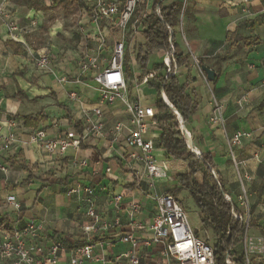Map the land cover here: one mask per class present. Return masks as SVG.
<instances>
[{
  "label": "crops",
  "instance_id": "crops-1",
  "mask_svg": "<svg viewBox=\"0 0 264 264\" xmlns=\"http://www.w3.org/2000/svg\"><path fill=\"white\" fill-rule=\"evenodd\" d=\"M83 1L85 8L74 14L60 6L50 9L51 0H42L41 8L0 0L4 14L23 30L15 33L17 41H12L15 49L11 50L5 46V42L11 41L6 36V19L0 16L1 136L9 133L6 121L15 122L11 130L14 141L7 149H2L0 138V227L11 233L29 222L43 223L47 237L65 247V255L58 264H67L74 248L89 243L94 245L93 254L102 253L108 264H126L124 260L116 262L115 258L128 249L118 242L120 234L129 232L128 205L134 201L140 206L135 220L142 230L136 228L134 236H148L146 228L154 213L155 196L170 194L178 186L174 176L188 169L187 163L165 155L157 144L159 130L152 127L146 137L153 143L155 159L166 166L167 178L157 181L153 191L147 190L142 165L127 158L133 152L125 143L132 129L129 114L118 101L102 103L93 80L109 66L120 34L101 23L100 37L99 29L89 18L92 1ZM146 1L149 10L152 0ZM177 1L182 2L167 0L164 6ZM241 7L240 0H187L180 35L177 30L174 36L190 57L188 64L174 75L186 84L187 93L193 94L198 106L184 124L193 152L211 157L225 191L230 187L226 194L235 205L240 194L238 184L242 182L254 207V200L264 203V194L260 199L256 197L264 176V0L246 4V14ZM55 10L65 13L66 18L54 15ZM31 21L35 22L34 27H30ZM123 41L131 72V77L125 78L126 84H130L128 96L155 111L156 93L141 84V69L135 58L139 51L141 55L147 54L150 68L164 64L169 57L162 51L147 50L141 27L137 34L125 32ZM40 55L49 57L50 71L36 66L34 58ZM93 58L95 68L82 73L81 64ZM194 59L214 73L213 82L203 80L202 65L198 61L195 65ZM149 72L155 74L153 70ZM19 92L24 99L12 98ZM212 99L221 107L223 128L209 122ZM94 110H99L101 116H95ZM25 117L36 119V127L25 124ZM98 122L102 124L101 136L91 135L79 148L63 154H50L42 144L29 139L34 132H43L46 139H52L75 132L76 125L84 130L90 123ZM117 124L122 125L119 133L114 132ZM237 134L244 135L239 143H229ZM114 136L117 140L111 142ZM194 178L201 183V174ZM78 185L92 190L91 200L99 219L107 223L118 220L119 227L102 235L83 233V226L92 220L87 216L88 196L82 191L71 193ZM116 196L121 197L118 211L112 202ZM175 198L179 202L178 196ZM9 200L19 203L20 209L11 206ZM260 203L254 212L258 217ZM263 225L260 217L257 227Z\"/></svg>",
  "mask_w": 264,
  "mask_h": 264
},
{
  "label": "built area",
  "instance_id": "built-area-1",
  "mask_svg": "<svg viewBox=\"0 0 264 264\" xmlns=\"http://www.w3.org/2000/svg\"><path fill=\"white\" fill-rule=\"evenodd\" d=\"M89 6V18L91 23L98 30L100 24L104 23L110 28L115 29L120 34V40L114 44L113 55L109 66L101 73L94 77V82L97 85V91L102 103L113 104L120 102L130 117V125L132 129L128 131L125 137V143L133 152L128 154V159L139 162L147 178V190H154L155 183L167 178V168L155 159L154 146L150 139H147L149 130L156 126L153 118L155 111L151 107L141 106L137 101L129 98L125 77L123 74L122 59L124 55V34L128 30L132 34L139 33L141 17L148 13L146 0H91ZM243 7L241 11L247 13L246 4L252 0H240ZM187 0H182V11L179 17V26L182 22V13ZM144 6V10L140 7ZM0 16L6 19V36L11 41H17L15 33L23 31L15 21L8 18L4 14L0 6ZM35 22H30V27H34ZM100 35V29L98 31ZM195 65L197 61L193 60ZM36 66L51 70L50 60L47 55H40L34 58ZM169 68L170 59L164 63ZM96 58L82 63L80 71L86 72L90 68H95ZM169 72V70H167ZM201 72V71H200ZM203 80L207 83L206 76L202 73ZM155 74L149 72L141 79V84H146L149 78ZM61 81H65L61 79ZM163 101L167 104L166 99ZM213 111L209 118V122L223 128L224 123L221 115L220 105L212 99ZM94 115L101 116L99 110H94ZM178 118L179 128L181 133L190 139V135L186 130H183ZM9 133L6 136H1L3 140L2 149H7L9 144L14 141V136L11 132L15 126L13 119L6 121ZM122 130V125L117 124L114 127V132L119 133ZM101 136L102 124L90 123L81 133L67 132L59 134L55 138L46 139L43 132H34L29 139L33 143L42 144L46 151L50 154H63L68 149L79 148L82 141L89 136ZM244 135L237 134L229 142L232 144L239 143V139ZM117 138L114 136L111 142H115ZM187 143V141H186ZM188 146V145H187ZM199 155L197 152H194ZM1 170L6 172L5 169ZM240 194L236 208L242 211L240 215H233L234 219H240L243 222L244 228L239 235V244L237 249L230 250L225 258V264H239L237 254H239L241 264H264V225L257 227L251 222L252 205L250 198L246 192V188L240 182ZM82 191L88 199L87 216L92 220L91 224L83 226L82 231L85 235L99 234L102 235L106 231L119 227V221L107 223L99 219V215L93 207L91 197L93 192L90 188L84 186H76L71 190L72 194ZM230 200L228 197H226ZM120 196L112 199L114 208L120 210ZM15 209H20V204L9 200L8 202ZM140 206L132 201L128 205L126 214L128 216L129 232L122 233L118 237V242L128 246V249L115 258L116 262L124 260L126 264H215L213 248L204 240L198 238L195 232L190 228L186 213L182 205L177 199L170 195L164 194L155 196V209L150 218V223L146 228L148 236L142 239H137L134 236L137 226L135 215L139 212ZM260 217L264 220V203L259 205ZM145 233V231H144ZM94 245L89 243L86 245L74 248L68 258L67 264H108V260L101 254H93ZM152 251H148L151 250ZM65 247L62 242L50 239L45 234V226L43 223L29 222L24 227L18 230H12L11 233L3 230L0 227V264H58L60 259L65 255Z\"/></svg>",
  "mask_w": 264,
  "mask_h": 264
},
{
  "label": "trees",
  "instance_id": "trees-1",
  "mask_svg": "<svg viewBox=\"0 0 264 264\" xmlns=\"http://www.w3.org/2000/svg\"><path fill=\"white\" fill-rule=\"evenodd\" d=\"M42 0H12L16 5H25L28 7H43ZM167 0H152L148 13L141 17L142 36L145 40V46L148 51L158 50L166 53L170 59L169 68L161 63L147 67V54L141 55L139 51L135 61L141 69L139 79L153 70L155 75L147 80V88L153 89L156 93L154 108L156 115L153 120L159 130L157 137L158 146L164 150L165 155L173 160H179L187 163L188 172L176 174L174 179L178 186L169 191L171 195L177 197L179 192L185 190L193 200L198 209L200 223L206 229H209L214 236L213 248L215 264H225V258L230 250L237 249L239 244V235L243 231L244 225L240 219H234L233 215H240L242 211L236 208L234 202L228 200L222 179L215 172L212 159L208 154L196 155L186 144L185 136L179 128L178 118H181L183 125L197 111V103L193 94L187 93L186 84H181L174 75L177 69L185 67L189 62V53H184L175 40L174 34L179 25V17L182 11V2L177 1L164 6ZM61 7L63 10H70L71 13H77L85 8L83 0H51L50 9ZM144 6L140 10H144ZM185 8L183 9V13ZM264 18V14H263ZM5 46L11 50L15 49L12 41L5 42ZM199 66L202 61L197 60ZM129 55L124 53L122 59L123 72L125 78L131 77L129 70ZM169 70V72L167 71ZM127 85V91L130 90V84ZM167 100V104L163 101ZM12 98L24 99L22 93L13 95ZM25 124L36 127L37 120L31 117H25ZM75 132L81 133L79 125L74 127ZM25 169L24 166H21ZM201 174L202 181L197 183L194 176ZM264 194V176L259 184L256 197L261 198ZM195 235L200 237L196 232ZM238 263L240 256L237 254Z\"/></svg>",
  "mask_w": 264,
  "mask_h": 264
},
{
  "label": "rangeland",
  "instance_id": "rangeland-1",
  "mask_svg": "<svg viewBox=\"0 0 264 264\" xmlns=\"http://www.w3.org/2000/svg\"><path fill=\"white\" fill-rule=\"evenodd\" d=\"M53 14L54 15L58 14L59 16L64 17L65 13H63L60 10H58V11L55 10ZM66 16L70 17L73 15L68 14ZM64 18H66V17H64ZM73 18H76V17L73 16ZM179 27L180 26L178 25L177 30H178V34L180 35ZM150 59H151V57H150ZM240 187H241L240 184H238L239 190H240ZM229 189H230V187L227 188L228 191H229ZM227 190H226V192H227ZM246 192L249 196V190L247 188H246ZM178 198H179V203L184 208V211L186 213L187 221H188L190 228L194 232H196L200 237H202L206 243L213 244L214 236L212 235V233L209 229H206L200 223L198 209L196 208V206H195L193 200L191 199V197L189 196L188 192L185 190L180 191L178 194ZM233 201H236L235 196H233ZM237 202H238V199H237ZM260 202L261 201L254 200V207H252V209H251L252 216H251V222L250 223L254 226H259V224H260V217H258L257 215L254 214V212L257 209V205Z\"/></svg>",
  "mask_w": 264,
  "mask_h": 264
},
{
  "label": "water",
  "instance_id": "water-1",
  "mask_svg": "<svg viewBox=\"0 0 264 264\" xmlns=\"http://www.w3.org/2000/svg\"><path fill=\"white\" fill-rule=\"evenodd\" d=\"M201 71L205 74L206 79H207L208 82H213L214 81V73L211 70H209L208 68H206L205 66L202 65L201 66ZM180 123H181L182 129L185 130V127L183 125V121L181 120V118H180ZM185 139L187 141L188 147L193 151L194 147H193L190 139L187 138V137H185Z\"/></svg>",
  "mask_w": 264,
  "mask_h": 264
}]
</instances>
